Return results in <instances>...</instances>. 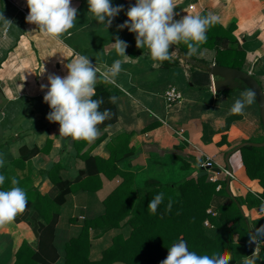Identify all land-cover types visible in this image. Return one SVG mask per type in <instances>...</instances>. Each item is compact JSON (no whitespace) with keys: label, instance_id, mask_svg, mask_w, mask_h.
Returning a JSON list of instances; mask_svg holds the SVG:
<instances>
[{"label":"crops","instance_id":"crops-1","mask_svg":"<svg viewBox=\"0 0 264 264\" xmlns=\"http://www.w3.org/2000/svg\"><path fill=\"white\" fill-rule=\"evenodd\" d=\"M130 1L136 3V0ZM111 3L123 5V11L107 28L89 14L87 0H72L71 6L78 9L75 26L56 40L26 22L30 11L27 0H0V15L13 22L5 28L0 20V158L5 160L0 172L6 169L12 176L23 179L29 176V180L23 181L24 187L34 186L53 197L59 190L49 172L56 163L61 164L59 174L72 179L79 174L77 154L86 152L106 159L110 156L109 141L128 133L130 146L136 151L117 164L135 173L137 187L148 178L170 181L206 172L221 181L219 185H224L234 196L245 197L248 193L259 196L264 187L259 178L248 175L242 147L238 148L245 142L264 141L257 99L241 114L230 111L234 101L250 89L233 87L216 91L213 81L217 77L210 71L207 83L198 86L192 74L205 72L179 57L177 46L170 51H175L171 61L176 64L165 66L163 61L153 60L146 47H136L133 38L136 34L127 28H118L128 20L127 5L123 0H111ZM175 3L176 20L206 11L217 16L225 28L234 23V38L227 37L224 43L213 48H199L194 56L211 65L217 61L235 65L253 75L264 89V0H175ZM117 37L127 42L125 54L129 58L117 55L113 46ZM78 54L89 56L101 71L117 59L122 61L114 83L121 89L115 102L117 120L100 129L94 142L83 144L59 135L60 125L47 119L51 111L43 99L47 88H41L48 85L50 74L66 76L65 65ZM171 88L181 92L176 102H169L165 97ZM23 146L36 147L39 151L24 166H17L13 160L20 157ZM204 154L213 156L212 167L202 165ZM227 171L232 173L230 177ZM110 185L111 182L105 183L98 190L82 187L67 195L55 228L53 244L59 257L53 264H65L67 243L80 235L84 220L105 212L103 199ZM228 200L229 195H222L213 205L217 207L218 203ZM242 207L249 218L252 236L259 237L253 221L264 216V204L252 207L243 204ZM40 223L39 213L26 208L12 222L0 226V264H15L18 250L25 242L37 249ZM113 233L93 239L91 256L94 259L102 256Z\"/></svg>","mask_w":264,"mask_h":264},{"label":"trees","instance_id":"trees-1","mask_svg":"<svg viewBox=\"0 0 264 264\" xmlns=\"http://www.w3.org/2000/svg\"><path fill=\"white\" fill-rule=\"evenodd\" d=\"M123 1L128 8L135 4L130 0ZM207 15L206 11L200 14L202 17ZM234 27L235 24L232 23L229 28H225L220 22L210 26L206 33L207 40L199 48H213L224 43L227 37L234 38ZM173 46L179 47V57L205 72L192 74L195 84L205 85L211 64L194 55L189 56L187 45L183 42L171 45L169 51ZM176 63L171 60L163 61L165 66ZM217 63L240 69L230 63ZM120 93L121 89L113 83L99 80L96 85V96L93 99L103 97L104 103L100 110L109 109L111 112L110 118L97 126L99 129L117 120L115 103H111L109 98H116ZM130 137L131 134L121 133L112 138L107 144L110 156L106 159L86 152L77 154L76 166L79 174L72 179L63 178L59 174L61 164L56 163L49 172L51 180L59 190L53 197L34 186L24 187L23 181L29 180V176L23 179L12 176L6 169L0 172L6 177L0 188H10L11 179L15 177L19 186L27 193V208L36 210L41 217L37 249L23 243L18 250L15 264H53L59 257L53 244L55 228L59 220L60 206L66 201L67 195L82 187L98 190L108 182L111 185L103 199L105 212L97 218L84 220L80 235L71 238L67 243L65 264H160L167 257L168 248L181 238L187 242L190 251L201 255L208 254L212 248L226 251L231 256V264H243V260L253 254L254 243H250L252 227L242 206L264 204V190L259 196L252 193L245 197L234 196L228 193L224 185L217 189L221 181L211 180L206 172L170 181L148 178L143 185L137 187L135 173L121 169L117 164L118 160L136 151L134 146H130ZM85 142L79 141L82 144ZM38 151L36 147L30 149L23 146L20 157L13 160V163L24 166L26 160ZM241 151L248 175L259 178L264 187V146L245 145ZM158 193L164 194L163 203L155 213H150L148 202ZM222 195H229V200L220 202L215 207V199ZM210 208L215 214L208 211ZM206 219L211 223L210 226L205 224ZM253 224L256 232L259 230L261 233L259 237L264 238V216L254 220ZM109 232H114L111 243L103 250L100 258L94 259L91 256L93 239ZM254 264H264L261 251L256 253Z\"/></svg>","mask_w":264,"mask_h":264},{"label":"clouds","instance_id":"clouds-1","mask_svg":"<svg viewBox=\"0 0 264 264\" xmlns=\"http://www.w3.org/2000/svg\"><path fill=\"white\" fill-rule=\"evenodd\" d=\"M87 2L89 14L107 28L123 11V5L113 6L111 0ZM71 5L72 0H27L30 11L26 22L38 26L41 34L59 40L77 21L78 9ZM175 8V0H136L126 12L128 20L118 28H127L136 34V47H146L155 61L171 60L175 51L170 52V46L179 42L187 45L189 56L194 55L199 46L206 42L209 27L217 23L219 18L212 14L203 17L187 14L176 20ZM0 20L5 28L13 25V22L3 15H0ZM113 46L118 56L129 58L125 54L127 42L117 37ZM121 64L122 61L117 59L105 71H101L89 56L78 54L65 65L68 70L66 76H48V85H41L42 90L47 88L43 99L51 109L47 119L60 125V136L88 143L99 137L100 129L97 126L110 118L111 112L109 109L100 110L104 103L103 97L93 99L96 96V84L98 80L114 84L115 78L121 72ZM109 101L115 103L116 98L110 97ZM254 101V91L246 90L241 94V98L234 101L230 111L241 114L245 107ZM4 164L5 160L0 158V167ZM5 180V175L0 174V186L4 185ZM11 185L6 190L0 188V226L12 222L28 205L27 193L19 186L15 177L11 179ZM163 199L164 194L158 193L148 202L150 213L157 211ZM257 234H261L259 230ZM251 242L258 243L255 236H251ZM256 253L257 249L243 260V264H254ZM230 261L231 256L226 251L212 248L208 254L201 255L190 251L187 242L181 239L168 248V255L160 264H230Z\"/></svg>","mask_w":264,"mask_h":264},{"label":"water","instance_id":"water-1","mask_svg":"<svg viewBox=\"0 0 264 264\" xmlns=\"http://www.w3.org/2000/svg\"><path fill=\"white\" fill-rule=\"evenodd\" d=\"M208 71H210L213 76L217 77V79L213 81V87L216 91H227L233 87H248L250 90L254 91L264 126V89L253 75L242 69L220 65L218 63H213L208 68ZM244 145L264 146V141L245 142L239 145L238 148Z\"/></svg>","mask_w":264,"mask_h":264},{"label":"built area","instance_id":"built-area-1","mask_svg":"<svg viewBox=\"0 0 264 264\" xmlns=\"http://www.w3.org/2000/svg\"><path fill=\"white\" fill-rule=\"evenodd\" d=\"M165 97H166V99L169 102H176V101H178L181 98V92H179L177 89L171 88V89L166 91ZM195 148L197 149L196 146H195ZM204 156H205V160L203 161L202 165L204 167H212L213 164H214L213 156L207 155V154H204ZM231 174L232 173L230 171H227L228 177H230ZM210 179L211 180H215V178L213 176H210ZM220 186L221 185H218L217 189H220L221 188ZM208 211L211 212L212 214H215V211L213 209H211V208L208 209ZM205 223H209V220L206 219ZM256 239H257L258 243L257 242H253L254 243V250L257 249V252L261 251L263 253V255H264V238H260V237L257 236Z\"/></svg>","mask_w":264,"mask_h":264},{"label":"rangeland","instance_id":"rangeland-1","mask_svg":"<svg viewBox=\"0 0 264 264\" xmlns=\"http://www.w3.org/2000/svg\"><path fill=\"white\" fill-rule=\"evenodd\" d=\"M181 168V167H180ZM184 170V169H183ZM221 187V186H220ZM206 225H208V226H210L211 225V223L209 222V223H205ZM255 251V250H254Z\"/></svg>","mask_w":264,"mask_h":264}]
</instances>
